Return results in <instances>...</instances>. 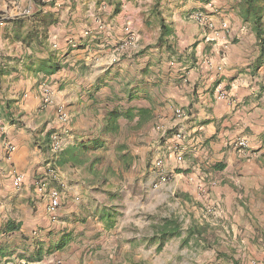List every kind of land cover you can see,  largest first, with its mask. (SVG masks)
Segmentation results:
<instances>
[{
  "label": "crops",
  "instance_id": "crops-1",
  "mask_svg": "<svg viewBox=\"0 0 264 264\" xmlns=\"http://www.w3.org/2000/svg\"><path fill=\"white\" fill-rule=\"evenodd\" d=\"M41 1L0 0L7 16L0 23V227L19 224L0 231V247L12 254L0 264L26 262L17 254L37 248L49 250L40 264H264V57L258 66L257 38L234 0ZM196 10L213 29L191 17ZM32 30L44 31L42 44L22 41ZM40 60L62 67L43 78ZM10 106L13 121L5 115ZM58 108L70 123L85 110L102 117L99 135L70 142L57 126ZM112 109L119 111L115 133L105 130ZM48 131L61 148L87 145L84 162L58 165L55 151L39 147ZM241 139L245 147L236 145ZM156 159L167 183L158 182ZM48 163L59 171L52 184L61 204L53 213L35 184ZM115 189L123 195L114 197ZM143 209L155 211L150 229L178 216L179 235L161 246L150 241ZM192 224L200 235L189 234Z\"/></svg>",
  "mask_w": 264,
  "mask_h": 264
},
{
  "label": "trees",
  "instance_id": "trees-1",
  "mask_svg": "<svg viewBox=\"0 0 264 264\" xmlns=\"http://www.w3.org/2000/svg\"><path fill=\"white\" fill-rule=\"evenodd\" d=\"M204 2H209L211 0H203ZM36 4L42 6L44 5V2L41 0H38ZM233 9L236 12V15L238 18L248 27L249 31L254 34V36L257 38L258 45H259V56L260 61L256 63L258 66L262 64V57H264V0H234L233 2ZM54 23L53 20H49L48 25ZM161 31L162 35H166L169 33V29H167V26L161 24ZM39 35L44 36V31L42 30H32L28 32L25 37L22 39V41L28 45L30 41H32L34 38L39 41L38 44H42V41L38 39ZM41 39V38H40ZM161 40V36H160ZM29 66L32 67V64ZM28 66V67H29ZM30 67V68H31ZM62 65L59 62H51V61H42L40 60L38 62V72H41L43 74V78L53 74L55 71L60 69ZM7 113L5 114L8 118H10V121L12 120V109L7 107ZM141 119L144 121L146 119V110H139ZM4 116V115H3ZM119 116L118 109H112L109 114L108 118L106 119L105 124V130L107 132L115 133L117 130V124L116 120ZM126 116L130 118L132 116V112L127 111ZM52 134L53 132L48 131L45 136V140L43 144H41L39 147L44 149H50V144L52 142ZM96 145L93 146L95 148ZM89 149L87 145L80 144L78 147L68 145L65 148H61L59 151L56 152L59 157L57 158V164L62 165L64 163H71L72 165H81L84 162V155L86 151ZM122 149V146L119 147V150ZM120 158H125V154H122ZM110 217V214L108 215ZM111 224V222H110ZM19 224H13L10 221H7L3 226L0 227L1 232H10V230H16L18 229ZM182 228V222L179 220L178 216L171 214L170 216L161 218L157 223L151 225L152 229V235L149 237L150 241H158V245L161 246L163 241L167 238L177 236L179 235ZM189 234L195 233L196 235H200L201 228L195 224H192L190 227H188ZM198 237V236H197ZM66 239L60 240L54 248H61L63 245V242L65 243ZM49 253V250H47L45 253L41 251L40 248L35 249L34 251H31L29 253L23 252L20 254H17L19 259L25 260L26 262H40L43 257ZM12 255L8 248L6 247H0V259L4 257H9Z\"/></svg>",
  "mask_w": 264,
  "mask_h": 264
},
{
  "label": "built area",
  "instance_id": "built-area-1",
  "mask_svg": "<svg viewBox=\"0 0 264 264\" xmlns=\"http://www.w3.org/2000/svg\"><path fill=\"white\" fill-rule=\"evenodd\" d=\"M28 13L29 11H25ZM191 17L198 23L202 24L204 27L213 29V23L209 20L207 15L199 10H196L192 13ZM7 16L5 14H0V23L3 22ZM127 33H130L129 27H126ZM217 93L219 97H225V93L220 89L217 88ZM44 101L49 103L52 101L50 93L47 89L44 90ZM58 118L61 120L63 116H68L67 112L62 109L58 108L57 110ZM175 114L178 117H184L185 113L182 109H176ZM69 117V116H68ZM4 134V119L0 114V137ZM176 140H181L183 138V133L177 132L175 135ZM59 137L57 135H52V142L50 144V149L52 151H59L61 149L60 146V140H58ZM236 145L239 147H245L246 142L245 140H239L236 142ZM176 147V146H175ZM14 149L12 144H7L6 150L8 152H11ZM178 158L180 159V155H178ZM154 169L157 174L158 182L159 183H167L170 179V175L168 172L165 171L163 167V161L161 159H156L153 163ZM59 180V171L56 169L54 165L51 163L47 164L45 175L40 177L36 182V186L38 190H45V195L47 198V211L50 213L55 212V210L60 206L61 204V191L60 188L56 185H53L52 183H55ZM22 181V175L16 174L14 176V184L17 186ZM49 183V185H48ZM23 264H40V262H23Z\"/></svg>",
  "mask_w": 264,
  "mask_h": 264
},
{
  "label": "clouds",
  "instance_id": "clouds-1",
  "mask_svg": "<svg viewBox=\"0 0 264 264\" xmlns=\"http://www.w3.org/2000/svg\"><path fill=\"white\" fill-rule=\"evenodd\" d=\"M102 117L97 116L91 110H85L76 123H70L68 116H63L61 120L57 122V126L63 124V128L60 130L65 134L66 138L70 142H74V138L79 137L80 139L95 138L99 135L101 124L99 121ZM77 179L90 180L91 177H81L78 173Z\"/></svg>",
  "mask_w": 264,
  "mask_h": 264
},
{
  "label": "rangeland",
  "instance_id": "rangeland-1",
  "mask_svg": "<svg viewBox=\"0 0 264 264\" xmlns=\"http://www.w3.org/2000/svg\"><path fill=\"white\" fill-rule=\"evenodd\" d=\"M120 193L123 195V191H120V189H117V190L115 189L112 192V194H114L113 195L114 197L120 195ZM113 208H114V211L117 212L118 214L120 212H122V213L126 212V206H124L122 204H120V205L115 204L113 206ZM174 208H175V212L177 211L180 214L182 213L181 209H178V207L174 206ZM177 212H176V214H177ZM153 213H151L150 209H143L142 212H140V214L143 215V219H144L143 231H145V232H149L151 230L150 229V223H151L150 222V220H151L150 218H151V216L155 215V213L154 214ZM165 213H166L165 208H162V209L158 210L157 215H158V217H160V216L164 215ZM126 229L129 231V229H131V228L129 226H127ZM147 244H150V243L147 242ZM20 264H23V263H20Z\"/></svg>",
  "mask_w": 264,
  "mask_h": 264
}]
</instances>
